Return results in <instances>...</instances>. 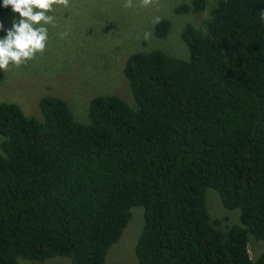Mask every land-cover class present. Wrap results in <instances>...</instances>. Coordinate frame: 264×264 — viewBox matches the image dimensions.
I'll list each match as a JSON object with an SVG mask.
<instances>
[{
  "label": "trees",
  "instance_id": "16d2710c",
  "mask_svg": "<svg viewBox=\"0 0 264 264\" xmlns=\"http://www.w3.org/2000/svg\"><path fill=\"white\" fill-rule=\"evenodd\" d=\"M212 3L180 32L188 57L127 55L133 104L96 94L79 121L59 96H40L41 118L0 100V264H105L134 205L138 264H264V0L175 11ZM10 7L0 0V12ZM169 25L160 18L154 34ZM207 187L239 223L211 218ZM250 238L263 242L255 258Z\"/></svg>",
  "mask_w": 264,
  "mask_h": 264
},
{
  "label": "rangeland",
  "instance_id": "374dc122",
  "mask_svg": "<svg viewBox=\"0 0 264 264\" xmlns=\"http://www.w3.org/2000/svg\"><path fill=\"white\" fill-rule=\"evenodd\" d=\"M3 1V0H2ZM190 0H153L144 7L133 0L134 7H123L124 0H70L68 7L55 6V26L48 25L49 40L43 54H37L26 65H10L0 69V100L20 105L23 112L41 118L38 100L42 95L62 97L79 121H88L89 99L100 93L120 95L129 104L133 98L123 74L124 61L134 51L154 48L186 58L188 48L180 32L186 23L201 25L209 15L212 4L201 11L176 12L175 7ZM156 17L167 18L169 29L165 36L154 34ZM19 14L10 7L0 12L7 35ZM67 36L61 39V33ZM150 32L148 40L143 38ZM206 206L212 219L220 226L239 223L238 208H227L219 193L206 188ZM144 222L143 207H131V216L118 240L108 248L105 264H138L134 244ZM252 235H249V237ZM263 248L261 240H249V253L255 258ZM21 264H69V258L56 255L43 261L19 258Z\"/></svg>",
  "mask_w": 264,
  "mask_h": 264
},
{
  "label": "clouds",
  "instance_id": "9594fccd",
  "mask_svg": "<svg viewBox=\"0 0 264 264\" xmlns=\"http://www.w3.org/2000/svg\"><path fill=\"white\" fill-rule=\"evenodd\" d=\"M153 0H140V5L147 7ZM70 0H3V7L11 6L13 12L19 14L14 20L12 28L7 35L0 38V69L5 72L10 65L20 67L26 65L30 60L36 58L37 54H43L49 40L48 25L55 26V6L68 7ZM133 0H124L123 7H134ZM261 20H264V12L261 13ZM160 18L156 17L153 23H159ZM4 25L0 22V31ZM61 39L67 33L60 34ZM151 33L145 32L143 38L150 39Z\"/></svg>",
  "mask_w": 264,
  "mask_h": 264
}]
</instances>
